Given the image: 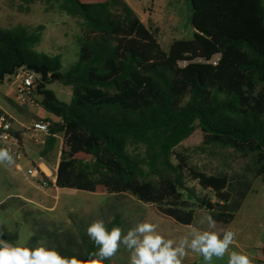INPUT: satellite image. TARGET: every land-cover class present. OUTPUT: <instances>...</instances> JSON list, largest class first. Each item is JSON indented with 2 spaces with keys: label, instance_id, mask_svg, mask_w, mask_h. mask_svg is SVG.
<instances>
[{
  "label": "trees",
  "instance_id": "1",
  "mask_svg": "<svg viewBox=\"0 0 264 264\" xmlns=\"http://www.w3.org/2000/svg\"><path fill=\"white\" fill-rule=\"evenodd\" d=\"M40 1L81 20L77 61L63 70L59 55L35 50L43 25L16 26L0 29V72L18 64L44 66L71 87L69 103L51 93L50 101L42 99L43 109L59 120L49 127L46 150L63 131L87 134L89 155L105 154L119 165L117 191L135 192L154 176L159 182L147 201L164 204L163 214L190 225L193 213L178 192L184 177L171 152L196 124L209 143L249 157L242 174L226 177L230 202L202 203L232 222L253 180L264 176V0H188L193 38L172 42L168 52L158 43V29L123 0H95L88 7L79 0ZM129 145L141 146L144 157L130 155Z\"/></svg>",
  "mask_w": 264,
  "mask_h": 264
},
{
  "label": "rangeland",
  "instance_id": "2",
  "mask_svg": "<svg viewBox=\"0 0 264 264\" xmlns=\"http://www.w3.org/2000/svg\"><path fill=\"white\" fill-rule=\"evenodd\" d=\"M123 1L147 27L158 29L157 40L164 52H168L176 40L193 38L192 8L188 0ZM79 2L88 7L95 0ZM40 25L44 30L35 50L49 56L59 55L66 70L78 58L79 38L84 32L81 20L40 0L32 4L0 0V29ZM18 70L0 80V112L11 117L12 134L18 142L17 146H10L15 163L0 164V232L5 240L13 243L17 239L27 240L29 247L39 242L55 248L63 256L74 255L87 260L90 253L98 251L86 231L95 220H103L109 231L119 226L124 234L137 223L150 222L157 225V231L165 239L177 242L189 236L190 226L201 231H216L221 238L223 232L230 229L236 233V238L229 250L248 255L252 264H264L260 261L264 257V176L253 180L250 192L230 223L219 216L220 210H207L202 206L206 201L230 202L226 177L243 173V168L249 164L244 151L209 143L196 124L192 134L173 149L171 161L184 177V189L178 188V192L193 213L192 223L181 225L163 214L164 204L147 201L158 185L156 177L149 176L135 192L117 191L119 165L105 154L89 155L86 148L91 139L87 134L65 135L63 131L54 135L53 148L46 150L49 131L47 135L35 136L32 126L42 121L50 127L59 120L54 116L50 118L43 109V96L37 92L29 95L26 104L18 99ZM43 90L59 101L70 102L71 87L59 80L45 82ZM127 151L134 157H144L141 146L129 145ZM33 167L43 171L45 184L27 173ZM208 215L216 221L215 229L208 228ZM129 259V251L121 245L113 260L116 264H128ZM227 262L228 254H225L222 259L213 257L212 264ZM104 264L109 262L104 261ZM182 264L205 262L202 256L189 250Z\"/></svg>",
  "mask_w": 264,
  "mask_h": 264
},
{
  "label": "clouds",
  "instance_id": "3",
  "mask_svg": "<svg viewBox=\"0 0 264 264\" xmlns=\"http://www.w3.org/2000/svg\"><path fill=\"white\" fill-rule=\"evenodd\" d=\"M14 164L9 151L0 148V164ZM209 229H215L216 221L211 215L206 217ZM189 236L174 241L165 239L158 231L157 225L150 222H140L129 228L124 234L119 226H113L109 231L103 220H95L87 227V235L97 246L98 251L89 254L87 260L76 256H63L55 248L37 243L29 247L28 241L17 239L15 243L0 238V264H116L113 257L123 245L130 253L128 264H182L188 251L203 257L205 264H212L213 257L222 259L228 254L227 264H252L248 255L230 251L236 233L225 230L222 234L191 227ZM0 232V237H3Z\"/></svg>",
  "mask_w": 264,
  "mask_h": 264
},
{
  "label": "built area",
  "instance_id": "4",
  "mask_svg": "<svg viewBox=\"0 0 264 264\" xmlns=\"http://www.w3.org/2000/svg\"><path fill=\"white\" fill-rule=\"evenodd\" d=\"M219 59V57H215L212 60L213 64H216V61ZM16 91L18 99H20L25 104L28 103L29 95L33 92H36V85L37 81L39 79V76L35 74L33 71H30L26 68H20L18 72H16ZM27 97V98H26ZM13 129V122L9 115H7L4 112H0V141L3 143L4 149H7L10 152L11 150V144L17 146V138L13 136L12 134ZM32 131L35 136H39L42 134H48L49 131V123L45 122H36L32 126ZM17 157V159L20 158V156L15 152L13 153ZM17 167L20 168V166L17 164ZM27 173L34 178L37 182L41 184H45L46 179L43 176V171L38 170L37 168L33 167L27 170Z\"/></svg>",
  "mask_w": 264,
  "mask_h": 264
},
{
  "label": "water",
  "instance_id": "5",
  "mask_svg": "<svg viewBox=\"0 0 264 264\" xmlns=\"http://www.w3.org/2000/svg\"><path fill=\"white\" fill-rule=\"evenodd\" d=\"M20 68H26L30 71H33L35 74L39 76L38 83L36 85V92L39 95L43 96V98L47 99V101H50L51 95L46 91H44L43 88L45 86V82H47L50 79H58V76L55 74H50L44 66L23 65V64L14 65L10 69L0 72V80H3L5 76L13 75L14 72ZM0 238L4 239V236Z\"/></svg>",
  "mask_w": 264,
  "mask_h": 264
},
{
  "label": "crops",
  "instance_id": "6",
  "mask_svg": "<svg viewBox=\"0 0 264 264\" xmlns=\"http://www.w3.org/2000/svg\"><path fill=\"white\" fill-rule=\"evenodd\" d=\"M48 115L50 116V118L53 117V116H52L51 114H49V113H48ZM53 118H54V117H53ZM262 253H264V252H262ZM260 261L264 262V257H261Z\"/></svg>",
  "mask_w": 264,
  "mask_h": 264
}]
</instances>
